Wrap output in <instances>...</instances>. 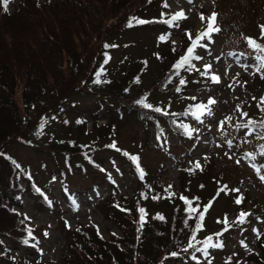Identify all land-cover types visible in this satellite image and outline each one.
<instances>
[{"label":"trees","instance_id":"trees-1","mask_svg":"<svg viewBox=\"0 0 264 264\" xmlns=\"http://www.w3.org/2000/svg\"><path fill=\"white\" fill-rule=\"evenodd\" d=\"M164 2L166 0H17L13 9L8 4L7 12L0 5V260H5L6 264H44L35 255L38 253L36 234L41 229L31 226L23 209V196H31L40 209L60 214L62 202L47 187L57 173L65 178L78 171L90 176L92 184L87 191L79 189L72 194L65 184L66 197L80 196L91 188L99 189L108 184L110 194L97 199V205L118 225L121 234L112 232L105 238L94 226L70 228L64 220L62 264H170L188 259L197 264L210 263L216 258L215 249L223 253V264L237 260L240 251L215 237L236 229L237 223L254 220L255 207L247 208L248 199L242 197L240 187L227 186L222 174L214 172L216 161L213 158H209L204 169L199 166L193 171L181 170L179 188L159 189L151 171L146 172L140 156L119 144L120 132L130 122L143 123L147 136L149 128L153 127L154 135L160 138L157 147L161 150H169L171 146L164 143L162 120L190 140L194 139V125L197 128L206 125L204 120L190 121L182 115L200 104L209 107V99L194 98L190 102L183 99L185 106L169 111L151 96L156 90L169 92L212 81V77L202 75L209 68L198 67L194 59L191 71L187 65L175 67L193 41L207 30V24L196 38L184 36L186 43L179 48L172 47L169 39H160L144 58L125 53L112 66L114 50L120 46L118 40L127 29H170L165 20L177 13L168 14ZM249 38L257 43L254 37ZM260 42L264 44V39ZM152 57L158 66L152 83L148 84L144 83L142 73ZM252 87L249 84V88ZM75 93L95 98L93 107L87 109L94 114L91 125L80 101L71 105L70 99ZM140 100L152 107L145 108L138 103ZM156 108L161 111H155ZM259 108L264 110L262 105ZM101 110L108 113L104 123H100ZM68 113H76V119L71 121ZM245 114L253 121L246 123L252 129L264 127V117L256 119L248 112ZM59 122L66 129V135L58 132ZM181 125L192 131L191 136ZM144 139L140 143L147 146ZM12 141L28 145L57 162V169L48 173L47 184L43 185L11 152L8 144ZM103 147L119 159V166L110 167L105 159L98 157L97 150ZM74 155L80 158L77 162L73 160ZM133 158L139 162L140 169ZM122 161L130 163L131 171H136L140 178L131 196L120 194L112 184L117 171L125 173ZM209 182L215 184V191L204 196L201 190ZM222 196L231 197L228 205H233L234 216L228 220L225 212L218 215L215 218L218 231H214L210 212ZM201 232L206 234L203 239L199 238ZM245 234L248 235V231ZM4 238L24 245L36 257L13 256V251L3 243ZM214 244H222V247L211 246ZM243 252V264H264V234L258 237L255 249Z\"/></svg>","mask_w":264,"mask_h":264},{"label":"rangeland","instance_id":"rangeland-1","mask_svg":"<svg viewBox=\"0 0 264 264\" xmlns=\"http://www.w3.org/2000/svg\"><path fill=\"white\" fill-rule=\"evenodd\" d=\"M15 2L17 0H10V9H13ZM165 4L168 5L165 7L168 14L182 12L187 18L177 19L172 24L173 27L168 24L170 29L166 30L160 27L127 29L118 40L120 46L117 45L114 50V57L111 58L112 66L114 67L125 53L139 59L144 58L162 37L169 39L172 47H181L183 43H186L184 36L188 37L191 34V37L196 38L198 32L208 23V18L216 13V25L220 31L214 32L211 40L205 39L200 43L206 47L195 48L194 56H199L200 59H194V62L198 67L206 68V65H210L207 75L218 77L219 82L212 80L209 84L185 86L169 92L156 90L151 96L154 102L164 104L165 109L169 111L185 106L187 103H184L183 99H187L188 102L193 98H199L201 101L212 99L215 102L208 104L212 115H202L206 125L201 128L194 125L192 140L178 134L169 127V123L162 120L164 143H171L169 150L159 149L154 128H149L147 136L143 130L144 124L139 122H130L123 127L119 135V144L122 148L129 149L131 154L140 156L146 172L148 169L151 171L153 181L159 189L179 188L181 170L193 171L199 166L204 169L209 158H213L216 161L214 172L222 174V180L229 184L227 186L233 187L236 184L240 187L242 197L248 199L247 208L255 207L252 212L254 220L244 221L243 224L237 223L236 229L227 230L215 237L226 246L240 251V255L233 264H243L244 249H255L258 237L264 234V180L260 178L264 176V154H262L264 153V127L256 126L252 129L249 124L248 127H244V124L250 121L249 116L245 115L246 112L256 119L264 117V110L259 108L260 105L264 107V69L258 70L261 61L256 59L258 56L264 58V52L250 46L248 42V38L252 36L258 44L264 45L260 42L264 39L261 31V24H264V0H191V2L166 0L164 6ZM201 15L205 18L203 21L200 19ZM107 66L110 64L107 63ZM156 66L158 62L155 57H152L142 73L144 83H152L151 78L156 72ZM249 84L253 87L249 88ZM70 100L72 106V102L80 101L91 125L94 114L87 109L93 107L95 98L75 93ZM68 115L71 121L76 119V113H68ZM99 117L100 123H104L108 113L101 110ZM182 117L192 120L186 112ZM57 130L61 135H66V129L60 125V122ZM143 138L147 146L140 143ZM8 146L19 161L26 165L32 174L39 177L42 184H47L50 177L48 173L57 169V162L53 158L20 142L12 141ZM97 154L102 160L105 159L106 165L110 167L120 165L119 159L105 147L97 150ZM79 159L74 155V162ZM122 162L125 173L119 174L117 170H112V172L117 171L112 184L116 185L117 192L120 194L131 196L140 178L136 171H131L130 163ZM62 180L64 181L61 182ZM65 184L68 185L72 194L79 189L87 191V187L92 184V179L78 171L69 173L65 178H61L57 173L56 177L50 180L48 190L62 202L60 214L47 208L40 209L31 196L26 194L23 196V209L30 219L31 226L41 229L36 234L38 253L35 255H38L44 264H62L65 232L61 225L64 220L70 228L94 226L105 238H109L112 232L121 234L118 225L107 218L97 205V199L105 198L110 194L111 187L109 188L108 184L100 186L99 189L91 188L88 193L80 196L74 194L71 198H67ZM194 185L196 186V182ZM215 187L214 183L209 182L201 191L204 196H210L215 191ZM231 201V197L222 196L211 209L210 221L213 223L214 231H218L216 229L218 225L215 223L218 215L225 212L228 220L233 219V205L230 207L228 205ZM245 231H248V235ZM204 237H206L205 232H201L199 238ZM3 243L13 251V256L36 257L30 249H26L18 242L4 238ZM215 255L216 258L210 263L199 262L198 264L225 262L223 253L215 249ZM0 264H6L5 260H0ZM170 264L197 263L188 259L177 260Z\"/></svg>","mask_w":264,"mask_h":264},{"label":"snow or ice","instance_id":"snow-or-ice-1","mask_svg":"<svg viewBox=\"0 0 264 264\" xmlns=\"http://www.w3.org/2000/svg\"><path fill=\"white\" fill-rule=\"evenodd\" d=\"M189 2H191V0H189ZM9 3H10V0H0V5L3 6V10L5 12L8 11V4ZM167 6L168 5L165 4V7H167ZM216 15H217L216 13H213L208 18L207 30L205 32L201 33V35L199 37H197V40L193 41L192 46L187 49V54L184 57H182L181 60L175 65V67L177 69H179L180 67H182L184 65H187L188 66V70L191 71L192 67H194L191 64V60L192 59H200L199 56H194L193 55L194 50H195L196 47H206V45H201V44L198 43V41L200 39H205V38L208 39V40H211L212 34L214 32H219L220 31V28L216 25ZM186 18L187 17H185L183 15V13L181 12V13H178L175 16H173L171 18V20L166 21V23L172 25V24H174L176 22L177 19H186ZM200 19H201V21H203L205 18H204L203 15H201ZM138 23H145V21H138ZM261 30H262V35H264V25L261 26ZM189 37L191 38V34H189ZM161 39H164V38L162 37ZM248 42H249L250 46L255 47L256 49H258L261 52H264V45H260V44L256 43L251 38H248ZM106 47H107V45H106ZM256 59L258 61H261V63L258 65V70L259 69H264V58L258 56V57H256ZM205 67L206 68H210L211 66L210 65H206ZM202 75H207V72L202 73ZM212 80H213V82H216V83L219 82V78L216 77V76H213ZM183 83H184V81L181 80V84H183ZM214 102H215L214 100L210 99L208 104L210 105V104H212ZM138 103L142 104L145 108H151L152 107L150 104L145 103L144 100H140V101H138ZM155 111L159 112V111H161V109L156 108ZM191 114L194 116L195 119L200 121L201 115H205L206 114V115L210 116V115H212V112H211V109L207 105L200 104V105L196 106V111H193ZM200 122H202V121H200ZM251 123L252 122L249 121V124H251ZM248 126H249L248 124L244 125V127H248ZM181 127H183L185 129V132H186L187 135L191 136L192 131L189 130L187 126L181 125ZM229 144H231L230 141H229ZM112 146L114 147V145H112ZM262 154H264V153H262ZM133 159H135V158H133ZM237 163H239V161H237ZM197 166H199V165H197ZM257 171H259V170H257ZM140 175L143 176V172H141ZM260 178H261V180H264V176H261ZM236 202L240 203L241 201L237 200ZM141 212H143V209H141ZM243 215L244 214H241V218H243ZM202 218L203 217H201V219ZM142 220H143V217H142ZM210 239L211 238H209V240ZM211 246H213V247H222V244H214V245H211ZM172 255H176V253H173Z\"/></svg>","mask_w":264,"mask_h":264}]
</instances>
